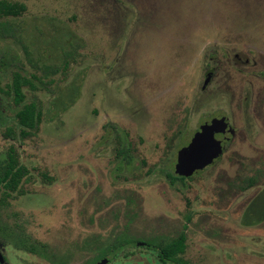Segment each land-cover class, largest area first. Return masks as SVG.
Returning <instances> with one entry per match:
<instances>
[{"label": "rangeland", "instance_id": "obj_1", "mask_svg": "<svg viewBox=\"0 0 264 264\" xmlns=\"http://www.w3.org/2000/svg\"><path fill=\"white\" fill-rule=\"evenodd\" d=\"M5 1L26 7L0 23L19 29L38 68L14 40L0 39L1 86L19 71L12 60L52 84L33 80L35 91L24 89L42 111L35 135L21 143L4 136L19 131L12 104L0 124V154L14 147L27 171L21 194L4 205L0 194V226L18 213L31 236L79 261L117 238L161 246L184 231L186 264H264V0ZM64 52H74L66 77H43L40 68L61 66ZM237 53L248 66L234 63ZM210 63L216 91H202ZM246 93L251 124L242 113ZM227 115L234 133L226 151L170 185L177 151ZM119 142L129 163L116 155ZM4 254L12 264L24 257ZM157 261L156 251L136 244L107 264Z\"/></svg>", "mask_w": 264, "mask_h": 264}, {"label": "trees", "instance_id": "obj_2", "mask_svg": "<svg viewBox=\"0 0 264 264\" xmlns=\"http://www.w3.org/2000/svg\"><path fill=\"white\" fill-rule=\"evenodd\" d=\"M25 11L26 7L23 4L9 3L5 0H0V18H16L22 15ZM19 34V29L12 24L8 22L0 23V39L14 40L21 47L22 52L29 64L31 63L30 65L32 67H36V65H33L31 62L29 48L21 40ZM5 59V52L0 49V69L5 65ZM70 60H74V52H64L61 66H45L40 68L43 77L49 78L57 74H61L63 77H66V71L69 68ZM8 65L18 68L19 71H12L10 81L5 84V86L2 87L0 82V124L4 119L5 113L7 110H9L12 104L15 108L14 118L16 120V124L19 127V131L16 135L13 134L10 129H7L4 136L21 143L23 139L31 137L38 132L42 120V111L38 102L35 100L27 102L24 89L29 88L31 91H35L37 87L33 83V80L38 81L42 87L47 89V87L52 84V81H44L42 78H38L35 75H32L31 77L25 76L23 74L24 65L20 61L12 60L8 63ZM116 155L120 162L129 163L132 160V156L128 152L127 147H125L122 142H119V145L116 148ZM167 176L171 184H173L175 181L187 180L184 178H178L172 174H168ZM26 177L27 171L19 163L14 147L9 148L6 153L0 154V194L3 205L7 201L5 199L10 198L14 193L21 194L19 188L22 182L27 180ZM185 240V235L181 234L178 238L171 240L161 246L159 244V246H157L159 247L157 250L158 260L163 264H167L168 262L178 263V256L184 254L185 251ZM134 243L135 242L133 240L128 238H117L112 244L114 248L107 250L105 253H103V256L112 258L117 255L118 252L122 251L123 248L131 246ZM100 258L101 253L90 264L97 262Z\"/></svg>", "mask_w": 264, "mask_h": 264}, {"label": "flooded vegetation", "instance_id": "obj_3", "mask_svg": "<svg viewBox=\"0 0 264 264\" xmlns=\"http://www.w3.org/2000/svg\"><path fill=\"white\" fill-rule=\"evenodd\" d=\"M237 54H238V56L234 58V59H236V61L233 59V57H231L230 60L232 61V59H233L235 61L234 63L238 64L240 66H244V67L248 66L250 62L247 60V57L241 53H237ZM225 62H226V64H232L231 62H228L227 60ZM216 65H213L212 63L205 65L206 74L204 76V81H203L202 86H201L202 91H206L208 88L210 90L216 91L214 89H211V87L214 86V83H212V82H213V80L216 79L215 72L218 70ZM221 66H223V65H221ZM263 77H264V75H263ZM222 82H224V80H222ZM245 89L248 92V89L247 88H245ZM241 104H242V113H244V115L247 113L249 123L251 124V119L249 118V111H250V106L252 104V101H250L249 97H247V93L243 96V100L241 101ZM260 104L263 105L264 100L260 101L258 103V105H260ZM231 118H232V115L231 116L230 115L222 116L220 118V123L222 122V124H224V122L227 121V123L229 125V128H228L229 132L226 134V141L223 143V149H222L221 155L224 153V151H226V148L229 144V139H230L229 137L234 133L233 123L231 122ZM199 129H197L194 132V134ZM193 135H192V137H193ZM192 137H191V139H192ZM190 140H189V142H190ZM176 155H177V153H176ZM216 161H217V159L213 162V164L206 167L205 169L214 165L216 163ZM175 163H176V161H175ZM174 169H175V164H174ZM169 174H172L178 178H183V177H179V176L175 175L174 171L169 173ZM167 178H168V176H167ZM190 178H192V176L188 177V178H184V179L189 180ZM187 180H185V181H187ZM185 181H175L173 184H171L169 181V183H170V185H174L176 182L184 183ZM8 199L9 198H7L5 200H8ZM7 218L8 219L5 220V224L0 226V240H2V244L0 245V255H1L2 261L0 262V264H12L9 256L4 254L5 248H8V249H10L16 253L24 254V257L21 258L22 260L20 261V264H90L92 261H94L96 259V257L94 259H91V258L89 259L88 251H82L81 252L82 254L79 256L82 257L83 259L81 261L76 260L74 254L71 253V250H61V248L58 246L42 244L40 242V240H38L34 236H31L30 232H29V225L27 223L18 222L19 218H20V214L13 213L11 215H8ZM181 234L185 235V232L183 231L182 233L179 234V236ZM185 237H186V235H185ZM136 244L141 245V246H145L146 248H149V249L154 250L156 252L159 248V247H157L159 245L153 244V245H155V246H153L151 243L145 244V243L135 242L131 246H134ZM131 246H128V247H131ZM128 247L123 248V250L118 252V254L123 253L126 250V248H128ZM113 248H114V246H110L109 248L102 250L101 251V258L97 262H93V264H97L98 262L102 261L103 259H108V262H109V259H111V258L104 257L103 253H105L107 250H111ZM181 255H183V254H181ZM179 256H178V260H179L178 263L177 262H168L167 264H186L179 258ZM157 259H158V257H157ZM157 263L163 264L159 260L157 261Z\"/></svg>", "mask_w": 264, "mask_h": 264}, {"label": "water", "instance_id": "obj_4", "mask_svg": "<svg viewBox=\"0 0 264 264\" xmlns=\"http://www.w3.org/2000/svg\"><path fill=\"white\" fill-rule=\"evenodd\" d=\"M228 128L227 121L224 124L219 121H211L202 125L190 142L177 151L175 175L188 178L213 164L222 153L223 143L226 141V134L229 132ZM107 263L108 259H103L97 264Z\"/></svg>", "mask_w": 264, "mask_h": 264}]
</instances>
